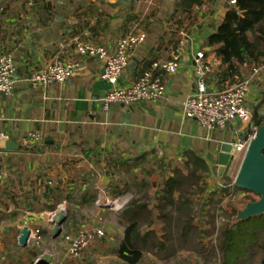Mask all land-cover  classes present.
Returning a JSON list of instances; mask_svg holds the SVG:
<instances>
[{"label": "crops", "instance_id": "1", "mask_svg": "<svg viewBox=\"0 0 264 264\" xmlns=\"http://www.w3.org/2000/svg\"><path fill=\"white\" fill-rule=\"evenodd\" d=\"M229 4L230 0H0V56L12 53L17 66L13 91L0 94V132L8 136L0 141V169L5 172L0 180V264H8L6 245L28 247L19 242L24 227L42 228L43 245H54L56 222L49 221V213L60 205L66 211L103 206L97 201L105 195L112 197L106 190L112 174L127 172L125 168L136 158L170 155L187 162L200 160L209 168V181L219 180L210 173L217 152L223 142L244 137L243 123L237 118L223 129L210 131L197 120L184 118L182 110L198 85L195 55L211 51L207 38L223 20ZM133 29L145 31L147 40L131 55L119 86L130 85L151 62L172 59L180 33L185 31L189 41L180 69L174 75L162 73L163 98L105 108L102 98L113 85L102 78L104 63L78 54L73 40L81 36L112 47ZM207 57L211 89L236 82L221 81L217 73L223 69L221 60L211 53ZM56 59L78 62L77 74L64 84L46 89L34 86L31 74ZM247 69L242 78H252L248 106L253 115L264 116V64L252 76ZM7 140L19 147L5 148ZM90 194L96 200L86 202ZM128 224V220L119 222V232L106 242L110 254L122 263L117 251ZM159 224L162 229L164 222ZM154 228L143 224L142 234ZM157 232L165 241L163 232ZM177 241L173 236V242ZM158 253L164 261L178 256L187 264L201 262L190 250ZM31 258L36 264L39 257L34 253Z\"/></svg>", "mask_w": 264, "mask_h": 264}, {"label": "trees", "instance_id": "2", "mask_svg": "<svg viewBox=\"0 0 264 264\" xmlns=\"http://www.w3.org/2000/svg\"><path fill=\"white\" fill-rule=\"evenodd\" d=\"M206 44L211 51L205 52V58L211 53L221 60L223 69L217 72L221 81L243 80L245 68L252 76L264 64V0H236L230 3L223 20L208 36ZM211 73H208V77ZM253 120L259 127L264 124V116L253 115ZM139 158L141 161L144 159ZM194 161L187 162V168L190 169L188 176L176 168L174 174L164 178L157 192L156 206L135 201L127 207L129 224L117 251L124 264H141L145 252L153 253L157 249L172 254L181 249L190 250L204 262H209L211 256L213 264H264V215L236 221L238 210L234 209L233 221L223 226L217 242L211 245L206 242L204 233L209 231L204 230L202 222H196L195 217H192L194 202L185 186L189 184V188L197 187L202 179L200 175L209 168L200 160ZM136 167L129 165L125 170L131 172V168ZM234 188L242 191L236 186ZM123 193L118 186L111 190L112 197ZM92 200H96V196L88 195L86 202ZM255 200L250 196L247 202ZM157 220L164 222L161 231L166 236L165 241L158 237L155 228L142 234L143 224L155 226ZM41 232L44 236L42 228ZM173 236L178 238L177 242H173Z\"/></svg>", "mask_w": 264, "mask_h": 264}, {"label": "built area", "instance_id": "3", "mask_svg": "<svg viewBox=\"0 0 264 264\" xmlns=\"http://www.w3.org/2000/svg\"><path fill=\"white\" fill-rule=\"evenodd\" d=\"M235 2L236 0H230L232 4ZM180 34L181 38L172 59L151 62L149 68L143 70L141 75L127 86H119L118 81L128 68L133 52L147 40L145 31L133 29L128 34L119 37L112 47L84 40L81 36L75 38L73 44L78 54L97 57L104 63L102 78L112 84L113 88L102 98L103 106L108 108L116 103L131 106L152 103L164 97L166 83L162 78V73L169 75L178 73L181 56L189 41L187 32L181 31ZM79 67L78 62L56 59L42 69L33 72L29 80L34 86L46 89L54 84L66 83L77 74ZM16 70V61L12 53L0 56V94H9L13 91ZM195 71L198 78L197 89L185 100L182 110L183 117L197 120L203 128L210 131L223 129L231 121L239 118L244 125L245 139L240 143L242 139L240 138L235 143L238 144V153L244 154L260 128L253 120V114L247 102L252 78L238 80L233 84L226 83L220 89H211L208 85V73L211 72V66L206 62L204 50L198 51L195 55ZM258 71L256 70V73ZM35 137L41 138L40 134ZM6 139H8L7 134L0 132V141ZM4 178L5 172L0 169V180ZM234 186L235 184L233 189L237 190ZM245 194L249 195L251 192ZM118 202L119 200L111 198L105 205L113 206ZM97 203L101 204V201L98 200ZM59 212L62 214L66 212V207L60 205L58 210L50 212L49 221L54 222ZM104 237H106V231L101 226L83 229L77 238L70 241L68 250L70 260L66 263L55 262V264H74L75 260L80 259L94 243ZM29 242H43L41 229L31 231ZM44 256L45 254L38 260Z\"/></svg>", "mask_w": 264, "mask_h": 264}, {"label": "rangeland", "instance_id": "4", "mask_svg": "<svg viewBox=\"0 0 264 264\" xmlns=\"http://www.w3.org/2000/svg\"><path fill=\"white\" fill-rule=\"evenodd\" d=\"M242 157L243 153H238L225 179L220 177L217 181H209V173H202L200 175L202 179L197 187L189 188V184L185 183V189L190 193L189 196L192 197L194 202L192 217H195L196 222H202L204 230L209 231L204 235L206 242L210 245L217 242V236L223 226L233 221L234 209H243L250 196L256 200L259 199V196L254 193H251L250 196L242 195L239 191L233 189L234 179ZM137 160L141 161V158H136L132 162L130 166L137 165V167L135 169L131 168V172L121 170L112 174L111 185L106 190L110 192L114 186H118L124 192L122 195L110 198L105 195L102 198H97L103 206L93 204L64 212L63 214L67 215V220L62 226V232L57 237V241L50 247L35 242L29 243L26 249H19L15 245H6L8 264H25L27 261L28 264H33L32 260L34 259L31 256L34 253H37L38 257L45 254L43 259L49 262V259L53 260L50 264H55V262L66 263L70 260L68 250L71 239L77 238L84 227L95 228L99 224L105 229L106 238L94 243L80 259L74 261V264H124L116 260V254H110L106 242L112 235L119 232L116 225L128 219L127 207L135 201L140 204L149 203L156 206L158 204L157 192L160 190L164 178L174 174L176 168L182 170L184 176H188L190 171L187 168V161L183 158L178 159L176 156L161 155L144 158L141 162ZM210 173L217 176L214 171ZM222 189L224 190L222 191ZM105 192L102 191V193ZM211 196H213V199H211ZM111 198L119 200L118 204L106 206L105 203ZM154 225L157 231L161 230L158 220ZM198 259L201 262L192 261L190 264H213L214 262L211 256L208 258L210 263L204 262L200 257ZM141 264H187V261L182 258L179 259L178 256L172 260L164 261L162 254L157 253V251L153 253L149 251L145 252Z\"/></svg>", "mask_w": 264, "mask_h": 264}, {"label": "water", "instance_id": "5", "mask_svg": "<svg viewBox=\"0 0 264 264\" xmlns=\"http://www.w3.org/2000/svg\"><path fill=\"white\" fill-rule=\"evenodd\" d=\"M104 73V71H103ZM245 139H241L240 143ZM4 147L10 150L17 149L19 145L14 140H7ZM238 155V144L235 142H223L217 152V163L213 171L218 177L227 176ZM234 184L242 191L254 193L259 199L250 201L243 209L238 210L236 221H243L255 216L264 215V124L260 126L256 137L250 142L243 154ZM67 220L66 214H58L55 222L56 228L53 237H58L62 232V226ZM31 230L24 227L19 238L22 247L29 244ZM36 264H50L46 259H39Z\"/></svg>", "mask_w": 264, "mask_h": 264}]
</instances>
